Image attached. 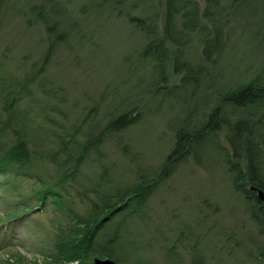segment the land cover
<instances>
[{
  "label": "rangeland",
  "instance_id": "obj_1",
  "mask_svg": "<svg viewBox=\"0 0 264 264\" xmlns=\"http://www.w3.org/2000/svg\"><path fill=\"white\" fill-rule=\"evenodd\" d=\"M193 1L196 28L193 20L184 26L177 17L170 30L176 42H165L164 0H0V115L28 113L26 143L44 185L68 173L61 204L47 199L42 209L36 208L39 195L30 193L41 186L36 178L7 175L18 183L21 199L0 194V224L24 207L34 211L25 222L0 226L5 234H0V264L49 262L58 230L67 226L62 218L68 208L84 220L93 206L101 208L104 193L130 190L142 176L154 180L177 133L199 131L225 91L257 76L264 79V0H212V11L204 0ZM163 38L166 57L159 66L152 52H160L155 46ZM205 43L214 45L209 62ZM161 81L166 89H157ZM124 113L133 123L98 143L107 123ZM233 114V119L240 116L237 110ZM251 114L241 125L255 129L263 138L256 140L263 141L264 106ZM76 129L78 148L87 141L95 149L68 176L70 162L52 156L61 147L58 138L69 139ZM237 133L230 135L233 143ZM198 137L196 153L180 159L124 219V248L111 259L116 264H264V215L254 198L244 195L249 186L243 192L233 182L244 165L243 152L234 173L230 168L237 159L224 128ZM121 218L113 216L105 225Z\"/></svg>",
  "mask_w": 264,
  "mask_h": 264
},
{
  "label": "trees",
  "instance_id": "obj_2",
  "mask_svg": "<svg viewBox=\"0 0 264 264\" xmlns=\"http://www.w3.org/2000/svg\"><path fill=\"white\" fill-rule=\"evenodd\" d=\"M164 1L166 6L163 36L166 38L165 42L169 40H174L173 42H176L170 34L171 25L173 26L175 18L178 17L184 26L190 25L191 21H189V19L193 20L194 27L196 28V22H198L199 19L197 5L193 0ZM204 1L206 4H209L208 10L212 11V8L215 7L212 0ZM203 15L204 18L207 17V10L203 13ZM141 19L142 18H138V20ZM209 19L214 22L218 21L214 20L213 17H209ZM147 20L150 21L148 18L145 19L144 22L146 23ZM214 32L216 38L219 33L218 25ZM149 34L152 35V31H149L148 35ZM205 34L206 33H202V35L206 37ZM165 38H163V40H159L155 46V49L160 50V52L156 53L155 50L152 52V56L156 61L155 63L159 66H163L162 62L164 63V58L166 57L164 51L165 48L161 47L162 44H164ZM213 49L214 45L213 47H210L206 43L204 44L203 54L205 56V60L208 62L213 58ZM186 72V70L183 71L186 78H188L189 76ZM263 80L264 79H260V76H257L245 86H240L228 92L225 91L224 94H221L217 106L208 115L207 122L204 126L198 129L199 131L188 135H180L177 133L175 136V144L163 162L162 171L155 177L154 180H146L145 177L142 176L136 187H133L130 190L116 191L111 196L104 193L102 198H100L101 208L97 209L96 206H93L92 211L90 212L91 215L84 220H80L78 217L72 215V211L68 208V215L65 219L62 218V220H66L65 225L67 226L66 228H62L60 226L58 230L59 234L55 238V254L51 257L50 261L45 264H92V259L94 257L116 260L114 257L115 250L124 248L121 240L124 219L137 212L138 208L143 205L154 192L159 181L174 171L175 164L180 159L183 160L187 155H194L196 153L193 150V145L195 144V140L199 138L198 136H200V134L206 133V135H209L211 133L213 136L221 128H224L226 131V140L233 152V157L237 159L232 168H230L234 173L236 172V165H238L241 160V156L239 155L243 152L242 163H244V165L239 168L240 171L237 172V175L235 173L233 178L235 187L243 192L246 191V188L250 185H255L264 189V180H262L259 175L261 165L259 162L262 154L259 147L261 142L264 143V140L257 141L256 137L258 136L260 138L261 136L255 132V129H246V127H248L247 124L241 125V123H243L241 118H245V115H248L250 112H256L257 109L264 106ZM183 81H186V83L192 81L197 82L196 80L187 81V79H183ZM161 83L156 86L157 89H166L162 81ZM183 84H185V82ZM10 87L13 89L12 86ZM7 91H10V89L8 88ZM13 93L14 92H11L12 95ZM5 96L6 99H8V94H5ZM12 98L16 101L13 96ZM9 105L10 103L5 102V107ZM234 110H237L240 113V116L235 119H233ZM26 114L23 116L22 114H20V116L16 114H7L9 116L5 117L0 115V194L5 196L8 195L11 198L21 199V196L18 194V183L6 178L9 174L29 180L36 178V180L41 183V186L39 189L30 192L39 195L41 203H39L36 208L42 209L47 199H50V205L56 206L57 204H61V195L65 191L63 185L68 173L66 174L64 172L62 176L60 175V178L46 185H44L42 177L37 176V170L33 168L34 163L31 160V151L26 143L27 137L25 135L29 125ZM127 115L128 114L124 113L109 121L107 123L108 126H106V128H104L99 135L98 143L101 138L108 133L119 131L120 129H123L125 125H131L134 118L130 119L128 118L129 115L128 117ZM225 115L228 119L225 118ZM221 117H224L225 121L222 122V124H219V121L216 120ZM233 122L234 126H232ZM258 122H261V120ZM256 123L257 121L254 124ZM235 130L238 132L237 143H233L230 139V135L232 136L233 132H236ZM78 136L79 135L77 134L76 129V131L69 136V139L61 140V138H58V141H61V147H59V149L53 154L54 156H52L54 159L60 157L63 162H70L71 166L69 168L68 176H73L85 162L86 154L93 152V149H95L92 148L91 143L87 141L83 143L84 145H81L78 148ZM260 139L263 138L261 137ZM234 145H236V149L234 148ZM254 181L256 183H254ZM248 199H251V197H248ZM33 211L24 207L21 214L14 217L10 215L7 216L8 219L4 223L0 224V226L8 225L13 222H19L21 220L25 222L32 215L31 213ZM119 214L122 215V218L118 221V223L115 225L112 224L111 226H109L110 224L105 225L109 219ZM107 228L108 230L104 233ZM71 229L73 230V233H69ZM11 231L13 232V226ZM0 234L2 237L5 235L3 232ZM7 234L8 240L14 242L15 239L12 236L13 234L10 232ZM11 264H16V262Z\"/></svg>",
  "mask_w": 264,
  "mask_h": 264
},
{
  "label": "flooded vegetation",
  "instance_id": "obj_3",
  "mask_svg": "<svg viewBox=\"0 0 264 264\" xmlns=\"http://www.w3.org/2000/svg\"><path fill=\"white\" fill-rule=\"evenodd\" d=\"M252 114H253V113H252ZM252 114L250 115V117L252 116ZM248 115H249V114H248ZM258 121H260L259 118L257 119V122H258ZM254 183H256V182L254 181ZM251 187H253L254 189H253V190H250L249 193H244V195H245L246 197H251L252 199L254 198V200H255V202H256V208H257L258 210L261 211V214L264 215V202H260V201H259V199H258V197H257V194H256V191H255V189H261V190L264 192V189H262V188H260V187H257V186H255V185H250L249 188H251ZM254 196H255V197H254Z\"/></svg>",
  "mask_w": 264,
  "mask_h": 264
},
{
  "label": "water",
  "instance_id": "obj_4",
  "mask_svg": "<svg viewBox=\"0 0 264 264\" xmlns=\"http://www.w3.org/2000/svg\"><path fill=\"white\" fill-rule=\"evenodd\" d=\"M258 199L262 202H264V194L261 191H258L257 195ZM93 264H115L113 260L110 259H99V258H94Z\"/></svg>",
  "mask_w": 264,
  "mask_h": 264
},
{
  "label": "bare ground",
  "instance_id": "obj_5",
  "mask_svg": "<svg viewBox=\"0 0 264 264\" xmlns=\"http://www.w3.org/2000/svg\"><path fill=\"white\" fill-rule=\"evenodd\" d=\"M254 188L253 187H251V188H249V191L250 190H253ZM255 191H256V194L258 195V191H261V192H263L261 189H255ZM263 194H264V192H263Z\"/></svg>",
  "mask_w": 264,
  "mask_h": 264
}]
</instances>
